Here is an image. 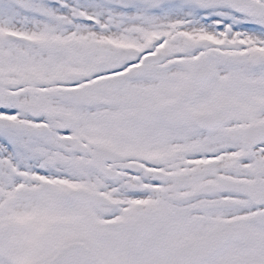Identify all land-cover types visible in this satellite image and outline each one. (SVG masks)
Returning a JSON list of instances; mask_svg holds the SVG:
<instances>
[{
	"label": "snow or ice",
	"instance_id": "1",
	"mask_svg": "<svg viewBox=\"0 0 264 264\" xmlns=\"http://www.w3.org/2000/svg\"><path fill=\"white\" fill-rule=\"evenodd\" d=\"M0 264H264V0H0Z\"/></svg>",
	"mask_w": 264,
	"mask_h": 264
}]
</instances>
